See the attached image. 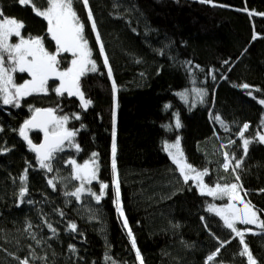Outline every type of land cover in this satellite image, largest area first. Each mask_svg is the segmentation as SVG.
Wrapping results in <instances>:
<instances>
[{"label":"trees","instance_id":"obj_1","mask_svg":"<svg viewBox=\"0 0 264 264\" xmlns=\"http://www.w3.org/2000/svg\"><path fill=\"white\" fill-rule=\"evenodd\" d=\"M46 5L47 0H30L27 6L0 0L5 17L23 22L25 38L43 37L45 48L54 52L47 22L35 14ZM73 9L98 69L80 79L85 100H91L88 108L77 96L56 95V80L48 82L47 94L25 97L19 108L0 100V264L25 259L28 264H140L137 249L143 264H248L247 256L239 255L240 238L208 211L209 205L225 207L231 201L202 195L194 180L184 183L163 145L179 140L187 163L207 171L204 184H238V195L264 220V143L257 142L264 135L259 103L264 99V0H88L87 6L73 0ZM72 58L61 53L59 68L69 67ZM28 76L16 73L15 81L21 84ZM194 89L206 95L198 97ZM33 108L68 115L67 127L78 132L80 151L65 147L56 153L51 172L40 167L19 135ZM242 131L252 141L246 155ZM28 135L33 144L41 142L40 132ZM93 153L97 177L86 188L100 195L101 184L108 185L99 202L87 191L80 199L69 195L80 181L68 161L83 164ZM117 177L123 216L115 202ZM236 227L245 232L256 264H264V229L239 222Z\"/></svg>","mask_w":264,"mask_h":264},{"label":"snow or ice","instance_id":"obj_2","mask_svg":"<svg viewBox=\"0 0 264 264\" xmlns=\"http://www.w3.org/2000/svg\"><path fill=\"white\" fill-rule=\"evenodd\" d=\"M83 4L87 6L88 0H82ZM202 3L207 0H201ZM18 3L23 6H27L30 0H18ZM35 8V5H32ZM35 14L42 17L47 22V33L50 35L52 41L55 42V51L49 52L44 46L43 37L25 38L22 35V29L24 27L23 22L16 20L15 18H8L3 15V10L0 9V100L4 105H12L13 107H20V102L23 98L31 96L33 94H47L48 82L50 79H55L59 82L58 87H54V92L58 96H63L65 93L69 97L78 96L84 109H87L91 104V100H85L84 94L80 88V79L88 72H96L97 64L91 58L92 51L88 46V41L84 36V24L80 21L77 13L73 9V0H47V5L44 10L38 8L35 9ZM88 19L91 22V28L96 30L95 20L92 18L91 9L88 11ZM18 38L17 43L11 42V37ZM96 39L99 41V34L96 33ZM100 53L103 55V63L108 65V58L104 54V47L101 43L99 45ZM61 53H71L72 59L70 61V67L65 70L59 68L60 61L58 56ZM191 70V69H189ZM16 73H27L31 79L25 80L21 84H17L15 81ZM109 77L112 75L111 67L107 69ZM213 79L215 77L213 76ZM245 89L249 88V85L244 84ZM116 86L113 81V91ZM198 97H203L206 92L203 90L194 89ZM182 96L186 97V93H182ZM264 105V99L259 101ZM34 114L31 119L26 120L23 126L19 129V135L27 141L31 150L37 154L40 167L51 172L53 170L51 161L54 159L55 154L64 151L65 147L74 148L77 152L80 151V146L75 142V137L78 132L75 129H69L67 127L69 116H57L56 110L52 108L48 109H30ZM73 118L80 119V116L73 114ZM217 119H219L217 117ZM175 127L179 129L181 123L179 116L177 115L175 120ZM249 128L248 124L243 125L244 131ZM30 129H39L44 134V143L37 146L32 143L29 138L28 131ZM2 131V129H0ZM240 138L243 141V153L246 155L248 146L252 142L250 139L245 138L244 132H240ZM259 143H264V135L258 136ZM163 150L168 153L174 164L177 165L180 175L183 177V182L187 183L189 180H194L196 186L200 189L202 195L207 194L214 199L228 198L230 203L225 207H216L215 205H209L208 211L214 212L217 216L223 220L224 225L235 233L240 238L239 243L244 245L243 251L239 253L241 256H247L248 264H256L248 246L245 244L244 235L245 232L236 227L237 222L243 225H256L257 227L264 229V220H260L257 215V210L253 208L250 202H245L238 195V184L232 183L230 185L221 186L219 184L215 187H208L203 183V177L207 175V171H198L191 164L187 163L184 157L183 151L180 148L179 140L175 143L165 142ZM112 171L116 172V141L115 131H113L112 140ZM97 154L93 153V159L83 164L77 163L75 159L68 161L69 165L73 167V178L80 181L79 187L75 192L69 195L80 198L81 194L85 192V185L91 184V182L97 177V166L95 157ZM227 158V154H226ZM235 159V157H233ZM240 166L238 161L235 165L236 168ZM224 169L227 171L229 165L224 164ZM235 170V169H233ZM27 174L22 177V182H26ZM236 180H239V176H236ZM49 184H53L52 180L48 181ZM107 184H101V194L96 195L91 192V189H87L88 193L95 197L99 202L102 198L104 189H107ZM27 193V187H23L19 193L20 198L23 199ZM115 202L116 207L121 216L124 215L120 201V184L118 177L115 180ZM238 205H243L242 207ZM124 226L127 227V219H124ZM31 225H29V228ZM49 229L53 232L56 230L48 225ZM76 225L72 224L70 230L74 231ZM129 236L131 237V231L129 230ZM132 247L136 248L135 238L131 239ZM71 251L75 252V248H71ZM136 258L140 260V264H143V259L136 251ZM19 259V258H18ZM110 259L106 256V260ZM209 260L213 257L209 256ZM20 264H28V260L20 261ZM115 264V261H113Z\"/></svg>","mask_w":264,"mask_h":264},{"label":"rangeland","instance_id":"obj_3","mask_svg":"<svg viewBox=\"0 0 264 264\" xmlns=\"http://www.w3.org/2000/svg\"><path fill=\"white\" fill-rule=\"evenodd\" d=\"M13 37H15V36H12V37H11V42H12V43H17V42H18V38L16 37V38H15L16 40L13 41V40H12ZM69 54L72 55L71 53H69ZM69 67H70V66H69ZM86 74H87V73H86ZM86 74H85V75H86ZM27 75H28V74H27ZM28 77H29V79H31L30 76H28ZM50 80H55V79H50ZM50 80H49V81H50ZM57 82H58V81H57ZM58 86H59V82H58ZM65 94H67V93H65ZM77 97H78V96H77ZM29 132H30V131H28V134H29ZM180 147H181V146H180ZM227 162L230 163L229 159H227V160L224 162V164H226ZM230 165H231V164H230ZM230 165H229V167H228V170L230 169ZM223 166H224V165H223ZM228 170H227V171H228ZM67 176H68V178H70L69 175H68V173H67ZM94 180H95V179H94ZM94 180H93V181H94ZM115 180H116V178H114V185H115ZM79 185H80V184H79ZM85 189H86V190H85V192H86L87 189H88V188H86V185H85ZM85 192H84V193H85ZM87 192H88V191H87ZM81 195H82V194H81ZM80 197H81V196H80ZM241 198H242V197H241ZM79 199H80V198H79ZM238 206L242 207L243 205H238Z\"/></svg>","mask_w":264,"mask_h":264},{"label":"water","instance_id":"obj_4","mask_svg":"<svg viewBox=\"0 0 264 264\" xmlns=\"http://www.w3.org/2000/svg\"><path fill=\"white\" fill-rule=\"evenodd\" d=\"M32 118V117H31ZM30 118V119H31ZM32 132H40L41 133V135H42V139H41V142L39 143V144H36L37 146H39L40 144H43L44 143V134H43V132L42 131H40L39 129H30ZM29 130V131H30ZM22 139H23V137H22ZM24 140V139H23ZM25 141V140H24ZM28 144V143H27ZM30 147V146H29ZM35 153V152H34ZM36 154V153H35ZM36 156H37V154H36ZM227 164L228 165H230V163L229 162H227ZM250 233V232H249ZM252 233V232H251Z\"/></svg>","mask_w":264,"mask_h":264}]
</instances>
